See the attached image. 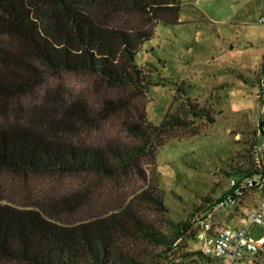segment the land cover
Here are the masks:
<instances>
[{
	"label": "trees",
	"instance_id": "trees-1",
	"mask_svg": "<svg viewBox=\"0 0 264 264\" xmlns=\"http://www.w3.org/2000/svg\"><path fill=\"white\" fill-rule=\"evenodd\" d=\"M180 7L0 0V263L146 264L135 242L172 244L145 217V209L168 211L155 153L174 131L210 117L187 97V109L150 122L152 80L135 55ZM65 75L88 83L73 90ZM67 177L76 182L65 185ZM205 200L203 211L216 201ZM196 255L209 264L199 250L185 257Z\"/></svg>",
	"mask_w": 264,
	"mask_h": 264
},
{
	"label": "rangeland",
	"instance_id": "rangeland-1",
	"mask_svg": "<svg viewBox=\"0 0 264 264\" xmlns=\"http://www.w3.org/2000/svg\"><path fill=\"white\" fill-rule=\"evenodd\" d=\"M263 3L181 0L177 21L156 23L150 39L137 49L135 63L152 80L145 96L150 122L159 124L168 112L187 109V97L212 119H196L189 128L174 131L175 136L156 150L159 191L168 211L145 209V217L172 244L135 242L133 247L146 264H206L198 255L185 257L188 252H201L198 220L205 212V197L219 198L230 178L254 166L261 116L257 93L264 78V24L258 22ZM56 79L51 77L48 83ZM61 80L73 90L88 83L87 77L78 75ZM177 87L185 95L177 93ZM65 181L69 185L76 179ZM187 223L191 227L184 231ZM241 223L247 224V218ZM262 232L259 225L250 229L254 238Z\"/></svg>",
	"mask_w": 264,
	"mask_h": 264
},
{
	"label": "built area",
	"instance_id": "built-area-1",
	"mask_svg": "<svg viewBox=\"0 0 264 264\" xmlns=\"http://www.w3.org/2000/svg\"><path fill=\"white\" fill-rule=\"evenodd\" d=\"M258 22L264 24V3ZM257 97L261 116L253 148L254 166L249 172L230 178L223 194L199 219L201 253L216 264H264V78L260 80ZM256 193L257 198H253ZM248 197L252 199L247 203ZM244 207L246 211L241 214L247 218V224L224 223L231 213ZM253 225L263 228L257 238L250 233Z\"/></svg>",
	"mask_w": 264,
	"mask_h": 264
},
{
	"label": "crops",
	"instance_id": "crops-1",
	"mask_svg": "<svg viewBox=\"0 0 264 264\" xmlns=\"http://www.w3.org/2000/svg\"><path fill=\"white\" fill-rule=\"evenodd\" d=\"M259 193H256L255 196L253 198H257V195ZM252 199V197H248L247 198V203ZM246 211V207L242 208L239 210V212L237 211L236 213H231L230 217H228L226 220H224L225 224H243L241 223V219L245 216H243L241 213ZM245 214V213H244Z\"/></svg>",
	"mask_w": 264,
	"mask_h": 264
}]
</instances>
